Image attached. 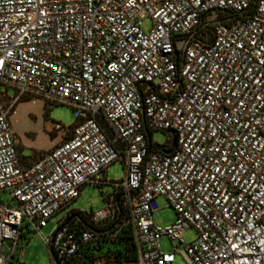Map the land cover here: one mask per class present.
Returning a JSON list of instances; mask_svg holds the SVG:
<instances>
[{
	"label": "built area",
	"instance_id": "2783aa9c",
	"mask_svg": "<svg viewBox=\"0 0 264 264\" xmlns=\"http://www.w3.org/2000/svg\"><path fill=\"white\" fill-rule=\"evenodd\" d=\"M26 96L76 118L33 159L10 120ZM117 161L125 177L108 181ZM87 184L112 185L107 206L59 221L51 264H95L87 245L126 229L134 264H264V0H0V264H23L24 223L40 233ZM160 196L177 214L164 229ZM165 236L180 245L163 251Z\"/></svg>",
	"mask_w": 264,
	"mask_h": 264
},
{
	"label": "rangeland",
	"instance_id": "374dc122",
	"mask_svg": "<svg viewBox=\"0 0 264 264\" xmlns=\"http://www.w3.org/2000/svg\"><path fill=\"white\" fill-rule=\"evenodd\" d=\"M152 28V21L149 17L143 20V29L149 32ZM10 96L14 95L13 89H8ZM12 128L20 144V150L24 157L37 156L40 150L52 146L59 139L64 138V130H57L61 125L64 129L73 126L76 122L74 110L65 104H49L45 100L36 97H24L15 107L11 118ZM170 138L167 132L155 130L152 140L155 144L164 145ZM37 151V152H36ZM45 151V150H44ZM43 152V151H41ZM125 177V170L122 162L117 161L109 165L106 171L108 181H119ZM113 187L110 184L102 186L87 184L82 188L80 196L71 204L63 208L56 215L50 218L40 233L27 227L20 232L18 249L15 252V261L23 264H51L50 254L46 248L45 238H49L54 232L59 221L73 210L85 213H92L106 208L107 204L104 195L110 193ZM6 200V195H1ZM158 209L154 213L153 220L156 227L164 229L174 224L177 214L164 196L157 198ZM197 238V233L193 228L183 232V239L190 243ZM160 245L165 252H172L175 246H179L178 240H171L165 236L161 239ZM8 245H5V252L8 253ZM106 248L103 249L105 251ZM20 252L22 255L19 256ZM8 264H11L8 261ZM174 264H186L182 254L175 256Z\"/></svg>",
	"mask_w": 264,
	"mask_h": 264
},
{
	"label": "trees",
	"instance_id": "16d2710c",
	"mask_svg": "<svg viewBox=\"0 0 264 264\" xmlns=\"http://www.w3.org/2000/svg\"><path fill=\"white\" fill-rule=\"evenodd\" d=\"M153 132L148 133L149 140H152ZM156 146L163 152L169 151L167 145ZM76 211V210H74ZM82 223H86L85 212L76 211ZM106 248L105 251L103 249ZM90 261L95 264H134L138 260V253L133 239L131 229L123 230L119 235L109 241H97L87 245L84 249Z\"/></svg>",
	"mask_w": 264,
	"mask_h": 264
},
{
	"label": "crops",
	"instance_id": "0c3cea01",
	"mask_svg": "<svg viewBox=\"0 0 264 264\" xmlns=\"http://www.w3.org/2000/svg\"><path fill=\"white\" fill-rule=\"evenodd\" d=\"M61 141H62V140H61ZM59 142H60V141H59V139H58V141H57L56 143H54L52 146L46 147L45 149H42V150H40V151H38V152H41V151L44 152V150L47 151V150L53 148V147H54L56 144H58ZM36 152H37V151H36ZM21 153H22V150H21ZM33 157H34V155H33V156H30V157H25V158H27V159H33Z\"/></svg>",
	"mask_w": 264,
	"mask_h": 264
},
{
	"label": "water",
	"instance_id": "95a60500",
	"mask_svg": "<svg viewBox=\"0 0 264 264\" xmlns=\"http://www.w3.org/2000/svg\"><path fill=\"white\" fill-rule=\"evenodd\" d=\"M176 143H177V138L174 137V138H173L172 146L175 147V146H176ZM171 152H172V150H169V151H166L165 153H166V154H170Z\"/></svg>",
	"mask_w": 264,
	"mask_h": 264
}]
</instances>
